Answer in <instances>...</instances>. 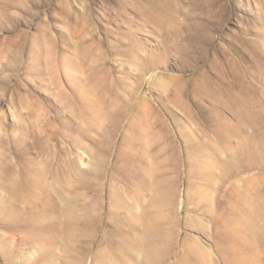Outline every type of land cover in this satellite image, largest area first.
I'll return each instance as SVG.
<instances>
[{
  "label": "rangeland",
  "instance_id": "374dc122",
  "mask_svg": "<svg viewBox=\"0 0 264 264\" xmlns=\"http://www.w3.org/2000/svg\"><path fill=\"white\" fill-rule=\"evenodd\" d=\"M0 264H264V0H0Z\"/></svg>",
  "mask_w": 264,
  "mask_h": 264
}]
</instances>
